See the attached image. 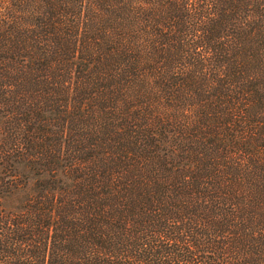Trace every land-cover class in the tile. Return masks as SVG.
I'll return each instance as SVG.
<instances>
[{
	"label": "trees",
	"instance_id": "1",
	"mask_svg": "<svg viewBox=\"0 0 264 264\" xmlns=\"http://www.w3.org/2000/svg\"><path fill=\"white\" fill-rule=\"evenodd\" d=\"M0 264H264V0H0Z\"/></svg>",
	"mask_w": 264,
	"mask_h": 264
}]
</instances>
